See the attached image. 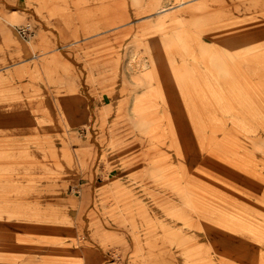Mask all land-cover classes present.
<instances>
[{
    "label": "rangeland",
    "instance_id": "rangeland-1",
    "mask_svg": "<svg viewBox=\"0 0 264 264\" xmlns=\"http://www.w3.org/2000/svg\"><path fill=\"white\" fill-rule=\"evenodd\" d=\"M0 264H264V0H0Z\"/></svg>",
    "mask_w": 264,
    "mask_h": 264
},
{
    "label": "built area",
    "instance_id": "built-area-1",
    "mask_svg": "<svg viewBox=\"0 0 264 264\" xmlns=\"http://www.w3.org/2000/svg\"><path fill=\"white\" fill-rule=\"evenodd\" d=\"M20 31H21V33H23L26 36L31 35V27H29V25L22 26L20 28Z\"/></svg>",
    "mask_w": 264,
    "mask_h": 264
},
{
    "label": "bare ground",
    "instance_id": "bare-ground-1",
    "mask_svg": "<svg viewBox=\"0 0 264 264\" xmlns=\"http://www.w3.org/2000/svg\"><path fill=\"white\" fill-rule=\"evenodd\" d=\"M156 59H157V58H156ZM156 69H157V68H156ZM156 71L158 72V70H156ZM157 72H156V73H157ZM152 75H153V73H152ZM156 75L159 77V73H157ZM158 77L156 78L157 81H158ZM154 80H155V79H154ZM93 103H94V102H93Z\"/></svg>",
    "mask_w": 264,
    "mask_h": 264
}]
</instances>
